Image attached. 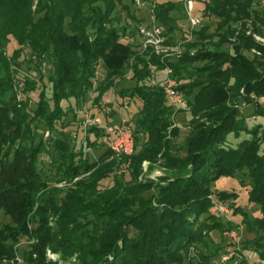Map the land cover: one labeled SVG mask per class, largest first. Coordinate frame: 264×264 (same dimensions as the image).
<instances>
[{
  "label": "trees",
  "instance_id": "obj_1",
  "mask_svg": "<svg viewBox=\"0 0 264 264\" xmlns=\"http://www.w3.org/2000/svg\"><path fill=\"white\" fill-rule=\"evenodd\" d=\"M194 1L202 2L207 22L192 29L189 40V20L177 16L176 4L155 2L154 21L166 44L176 42V33L183 43L180 57L161 59L122 41L139 23L123 0H37L34 9V0H0V209L11 220L0 227V264H57L45 259L46 248L76 255L80 264H168L204 227L220 231L229 225L212 213L210 195L231 198L230 207L244 214L237 193L212 186L238 175L248 177L247 200L259 210L246 219L254 237L244 249L259 257L254 263L264 264V44L253 36L264 38V9L261 0ZM118 6L127 11L121 25ZM10 38L18 47L7 56ZM24 48L30 51L24 63L33 57L35 66L51 61L54 72L50 95L40 90L35 107L27 94L40 80L21 72ZM98 65L107 78L101 90H116L120 112L108 102L105 113L98 107L89 116L108 122L124 116L134 148L116 155L104 134L90 128V144L106 150L89 160L62 126L60 102L82 94ZM165 65L183 97L175 111L163 95ZM244 105L252 106L251 114L243 113ZM179 112L188 114L191 129L176 147L169 138L177 134ZM248 117L260 119L249 123ZM30 122L52 130L61 126V137L50 143L55 180L71 183L83 175L65 191L53 189L38 170L37 156L45 148ZM81 122H75L76 133L84 132ZM242 132L248 137L239 138ZM143 161H159L164 174L138 180ZM54 192L65 194L58 198ZM21 236L33 242L18 261L15 243Z\"/></svg>",
  "mask_w": 264,
  "mask_h": 264
},
{
  "label": "rangeland",
  "instance_id": "obj_2",
  "mask_svg": "<svg viewBox=\"0 0 264 264\" xmlns=\"http://www.w3.org/2000/svg\"><path fill=\"white\" fill-rule=\"evenodd\" d=\"M126 5H128V13L133 14L136 19L138 20V24L134 26V34L132 36H125L122 35V41L124 42H130L133 45L134 51L138 52L139 54H145L150 55L149 48L143 47L142 42V36L140 33V29L144 25H149L153 19L154 15L152 13L153 8L155 6V2L161 1V0H123ZM176 4V11L177 16L182 18L183 20L187 21L188 15L186 12V7L184 1L186 0H171ZM37 5V0H34L32 8L34 9ZM202 2L200 1H194L193 5V12L192 14L197 16H202ZM117 11L119 14L122 15V19L125 18V15L127 11L125 9H122L121 6L117 7ZM43 12L41 13V15ZM122 20L119 25L123 24ZM202 21L207 22V20ZM118 25V24H117ZM162 28V27H161ZM213 26L211 27V29ZM133 31V30H132ZM131 31V32H132ZM163 32V29H162ZM250 33V30L247 31V34ZM254 39L258 41L261 44H264V38L259 37L257 35H253ZM180 33H176L175 43L174 44H166L167 38L164 36V45L168 46L169 48L176 47L179 43H182L180 40ZM182 45V51H183V43ZM18 47L17 43L14 39L10 38L9 43L7 44V47L5 48V53L7 56H10L12 52ZM136 52V53H137ZM251 53H258L255 50H252ZM30 54V51L28 48L22 49V55L20 56L19 61H21L22 64V71L21 72H27L31 76H33L35 79H37L39 82L37 84V88L29 92L27 94V98L30 101V104L32 107H35L36 101L41 98V95H39L40 90H43L45 88L47 96L51 93V83L50 80L52 76L54 75L53 68H52V62H48L45 60V62L41 63L40 66H35V59L34 57L31 59L32 61L29 62L27 65L22 60L27 57ZM32 55V54H31ZM179 55H170L166 58L170 57H180ZM29 56L27 57V59ZM31 71L28 72L30 69ZM29 69V70H28ZM38 69V71H36ZM130 76V75H129ZM40 77H42L40 79ZM130 78V77H129ZM126 79V78H125ZM124 79V80H125ZM130 79H126L125 81H128ZM107 83L106 73L101 65H98L96 67V71L94 76L90 80V86L82 93L78 94L75 97H66L64 100L60 102L61 105V120L63 122L62 126L64 127L65 131L70 132V137L75 138L76 141V147L78 149H82L84 153L87 155V158L89 160L96 159L100 154H102L106 150L105 145H92L90 144L94 137L88 135V131L84 133L83 131L76 130V123H78V119H85L87 116L91 115V113H94L97 111V108L99 107L102 112L105 113V105L109 102L110 106H113L115 111L120 112V108L116 104V90L115 91H104L101 90L103 86H105ZM128 83V82H127ZM99 95V96H98ZM22 97V95H19ZM97 96L101 99L100 105L97 103ZM250 100H256V97L251 95L249 96ZM259 100V99H258ZM264 99H261L263 103ZM264 110V109H263ZM242 111L244 112H250L252 111L251 105H244L242 106ZM118 112V113H119ZM251 114V112H250ZM78 119H77V118ZM257 119H260L259 117H256L255 120L253 117H248L247 121L249 123L253 121H258ZM70 121H74L73 123ZM189 116L187 113L179 112L176 114V118L174 119V125L175 128H177V134L175 137H170L169 140L177 147L182 145L186 134L191 129L188 126ZM30 127L36 132V137H41L43 140V145L45 150L40 152L37 156V168L40 171V173L43 175V177L47 178L49 181V185L53 189L58 190H64L66 189V186L71 185L72 182L78 181L82 176H79L77 178H74L71 183H64L59 182L57 183L55 179L56 178V165L53 162V153L54 150L50 146V143L52 140H54L56 137H61V126L60 129L52 130L48 129L45 126L39 124V123H33L30 122ZM82 123V122H81ZM173 128L169 127L167 129V133H169ZM75 134V135H74ZM248 137L247 134H244L242 132L241 136L239 138H245ZM233 139V138H232ZM73 140V139H72ZM102 140H105L102 139ZM72 143V142H71ZM264 147V146H262ZM76 148V149H77ZM159 161H156L155 163H149L148 161L142 162V169L141 173L138 177V180H141L142 182L145 180H152L156 181L158 177L162 176L164 174V170L161 169V167L158 166ZM107 181V180H106ZM103 181V182H106ZM248 182V177L243 175H238L237 177L229 178V177H221L217 180H215L212 184L214 189L216 190H226L229 192H235L237 193V201L238 204L241 205V208L243 210L244 214H240L239 212H236L231 206V198H225L222 200H219L213 195L209 196V199L213 203L212 213H215L220 218H223L224 221L229 224L225 228L223 227L222 230L217 231H208L210 227H204L203 231H200V235L198 237V240L195 242L189 243L183 251L177 253L174 255V259L172 258L168 264H257L254 263V261L257 259L260 261L259 257L255 255V252L252 250L247 251V249H244V244L246 242H250L249 240L254 237L253 232H248L247 230V220L248 217H254L259 215L258 207L255 204L249 203L247 200V191L245 190V184ZM65 193H52V195H56L58 198H61L64 196ZM236 213V214H235ZM51 218V217H50ZM11 220L8 216L5 215L3 210L0 209V227L4 226L6 223H10ZM210 223H213V221ZM33 242V239L27 237V236H21L19 240L15 243V257L18 261H21L23 256L26 254V252L29 250V247L31 243ZM45 259L51 262H55L57 264H80L79 261L76 259V255L68 256L63 255L62 252H53L50 248H46L45 250ZM3 263H8V261H3Z\"/></svg>",
  "mask_w": 264,
  "mask_h": 264
},
{
  "label": "built area",
  "instance_id": "obj_3",
  "mask_svg": "<svg viewBox=\"0 0 264 264\" xmlns=\"http://www.w3.org/2000/svg\"><path fill=\"white\" fill-rule=\"evenodd\" d=\"M193 1L194 0L185 1L186 12L190 24V32L188 33L187 40L191 39V30L195 29L202 22V17L192 14ZM261 6L264 9V0H261ZM140 33L143 47L149 48L153 53L159 55L161 59L170 55L182 54V43H179L173 48L164 45L162 28L155 23L154 19L149 25L142 26ZM162 72V90L166 105L175 111L182 104L183 97L177 90L176 80L172 77V68L165 65ZM82 128L84 133L90 128L99 129L104 134L108 148L116 155H129L133 151V131L124 116L119 115L118 120L115 122L105 121L99 116H87L82 122Z\"/></svg>",
  "mask_w": 264,
  "mask_h": 264
}]
</instances>
